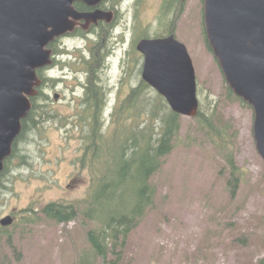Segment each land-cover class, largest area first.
<instances>
[{
	"label": "rangeland",
	"instance_id": "rangeland-1",
	"mask_svg": "<svg viewBox=\"0 0 264 264\" xmlns=\"http://www.w3.org/2000/svg\"><path fill=\"white\" fill-rule=\"evenodd\" d=\"M162 1L125 0V47L135 49V42L144 35L167 34V24L162 25ZM184 8L174 33L192 57L201 109L213 116L221 134L194 117L182 116L176 146L152 178L156 185L154 206L121 251L114 247L106 260L90 253L94 264H264V161L254 137V109L228 95L227 81L205 37L203 0H186ZM165 20L169 26L171 15ZM81 45L78 40L68 41L70 49ZM134 49L131 88L141 77L136 72ZM112 61L117 69L104 74L116 78L119 62L117 58ZM76 62L73 59L71 64L74 69L80 67ZM64 73L65 81L56 84L64 100L53 104L52 99L49 107L43 102L58 117L25 134L18 144V158L13 159L4 178L8 188L0 189V219L7 215L14 218L8 233L1 237L0 256L5 264H78L91 250L87 233L95 222L79 216L57 223L38 211L54 201L75 202L84 208L91 191L90 173L80 169L77 161L82 143L75 125L81 107L73 98L77 97L74 89H78L74 76L81 72L60 68L52 72L55 77ZM115 95L110 96L106 108L107 124H111L116 107ZM231 155L240 174L234 196L227 182ZM30 208L38 211L33 213L38 219L26 222L24 218L32 214L26 211ZM8 235L19 257L9 246Z\"/></svg>",
	"mask_w": 264,
	"mask_h": 264
},
{
	"label": "water",
	"instance_id": "water-1",
	"mask_svg": "<svg viewBox=\"0 0 264 264\" xmlns=\"http://www.w3.org/2000/svg\"><path fill=\"white\" fill-rule=\"evenodd\" d=\"M74 1L0 0V173L38 94V69L51 63L47 45L73 29L71 16L97 20L103 14L79 13ZM204 21L228 85L254 109V137L264 161V0H204ZM137 48L144 55L143 79L174 112L197 116V75L186 44L170 34L142 38ZM13 221L7 215L0 224Z\"/></svg>",
	"mask_w": 264,
	"mask_h": 264
},
{
	"label": "trees",
	"instance_id": "trees-1",
	"mask_svg": "<svg viewBox=\"0 0 264 264\" xmlns=\"http://www.w3.org/2000/svg\"><path fill=\"white\" fill-rule=\"evenodd\" d=\"M167 1L170 2L164 0V3ZM163 13V19L171 15V3L168 10L164 8ZM205 37L209 43L206 31ZM208 46L212 50L209 44ZM97 66L98 64L96 67L90 65L88 69L94 70ZM39 75L42 83L37 87L38 94L32 98V109L23 121V128L13 145V152L4 162V170L0 173V189L8 188L4 178L10 172L13 159L18 158V144L25 134L39 127L41 122L58 117L43 105L47 97L42 70ZM226 86L228 95L247 103L233 92L228 83ZM152 89L144 81L138 88L133 89L126 100L128 103L115 107L110 125L106 123L105 106H90L78 111V123L75 127L80 135L82 155L77 161L79 168L88 170L91 177L87 205L81 208L79 203L54 201L38 209L46 218L57 223H68L79 216L96 223L87 233L91 246L89 255L82 257L78 264H94L95 256L106 260L109 252H114V247L121 251L130 234L155 204L156 185L152 178L176 146L182 115L174 112L158 92L150 93ZM95 90L97 88L93 92ZM194 118L202 126L214 128L221 134L213 124V116L205 113L201 106ZM228 164L231 177L227 182L231 186L230 193L234 196L240 174L233 155L228 158ZM26 211L32 212L30 217L24 218L26 222L38 219L33 214L37 210L30 208ZM7 227L0 226V243L1 237L8 233ZM7 241L19 257L20 253L14 246L11 235L7 236ZM0 264H5L1 256Z\"/></svg>",
	"mask_w": 264,
	"mask_h": 264
},
{
	"label": "flooded vegetation",
	"instance_id": "flooded-vegetation-1",
	"mask_svg": "<svg viewBox=\"0 0 264 264\" xmlns=\"http://www.w3.org/2000/svg\"><path fill=\"white\" fill-rule=\"evenodd\" d=\"M185 2L186 0H170L169 3L168 1L165 3L162 1V11H164V8L168 10L171 3V20L168 26L166 20L163 19L162 25L163 23L167 24L169 28L167 30L168 32L167 34L164 33L166 35L156 37H164L170 34H174L177 37L174 32L179 24V19L184 13ZM124 3L125 0H99L98 2L94 0H75L73 2L72 5L74 9L79 13L102 11L103 14L97 20H93L92 18L76 19L71 16L70 20L74 21L73 29L56 36L47 45L46 48L51 51V63L38 69V74L40 70L44 73L45 94L47 97L46 105L48 107L52 99L53 104H59L65 97L62 93L57 91L56 84L65 81L64 76H66V73H64L62 77L53 76L52 72L57 68L63 69V71L71 69V73L81 72L74 76L77 80L74 84L78 89H74V94H76L77 97L73 98L75 100L74 103L81 108L90 106L94 108L98 106L107 107L110 103V96H112L113 93L116 94V98L114 99L116 107L122 104L126 105L128 103L126 100L131 91L138 88L143 81L146 83L142 77L144 55L138 50L137 45L142 38L154 37L144 35L138 39L134 44L136 50L130 48V46L125 47L127 22L125 20L126 12ZM203 24L205 26L204 9ZM71 40L80 41L82 43L81 47L70 49L68 47V41ZM132 49L136 51L138 57L135 60V62L138 61V70L136 69V72L137 75L139 74L141 77L138 83L131 88V80L129 78ZM65 56L67 60H64ZM70 57L77 60L76 64L80 66L78 69L72 68L71 64L73 63V59H70ZM115 58H117L119 62V74L116 78H114V75L108 73L106 75L104 74L109 70H115L116 67H113L114 61H112ZM110 59L111 62H109ZM96 64H98L96 69H88L90 65L96 67ZM111 78L114 80L112 81ZM95 88H97V90L93 92ZM78 90H80V92ZM33 97H31V101ZM23 121L24 119L22 120V128Z\"/></svg>",
	"mask_w": 264,
	"mask_h": 264
}]
</instances>
